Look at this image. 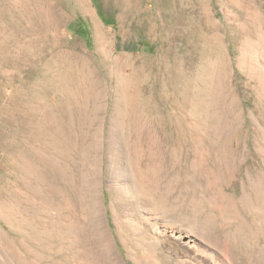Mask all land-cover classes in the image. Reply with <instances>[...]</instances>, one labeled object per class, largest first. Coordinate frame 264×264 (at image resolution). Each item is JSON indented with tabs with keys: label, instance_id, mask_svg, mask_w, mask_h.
Wrapping results in <instances>:
<instances>
[{
	"label": "rangeland",
	"instance_id": "obj_1",
	"mask_svg": "<svg viewBox=\"0 0 264 264\" xmlns=\"http://www.w3.org/2000/svg\"><path fill=\"white\" fill-rule=\"evenodd\" d=\"M253 3L264 13V0H0V264H177L152 224L264 264ZM54 49L79 68L62 91L43 81Z\"/></svg>",
	"mask_w": 264,
	"mask_h": 264
},
{
	"label": "bare ground",
	"instance_id": "obj_2",
	"mask_svg": "<svg viewBox=\"0 0 264 264\" xmlns=\"http://www.w3.org/2000/svg\"><path fill=\"white\" fill-rule=\"evenodd\" d=\"M36 15H37L36 19L40 21V24L42 26V33L44 32L43 35L39 38V40H40L39 44H41L42 43L41 40H43L46 36V33H45L46 28L50 24L48 22L47 17L43 14V12L39 11V13H36ZM52 30L55 33L57 32V28H52ZM55 35H57V34H55ZM249 36H251V40H262V39H264V13L261 10V7L256 3L251 4V33L245 37L248 38ZM57 38L58 37L53 38V40L55 41L53 47L58 48L60 46V47L65 48L66 44H64L65 47H64V45L63 46L60 45L59 40H57ZM244 40H246V39H244ZM57 50L58 49H54V52L58 55V58H57L58 59L57 60L58 71H57L55 77L53 78V80H49L47 78L43 80L45 82V86L49 85L50 90L61 89L64 86V84L67 83L69 80L74 82V79L76 80V78L78 76V72H79V68L77 67V64H76V61L74 58V54L67 53L65 55V53L62 54V52H57ZM25 54L31 60H34V61L40 60L38 58V56L35 55L34 52L30 49H27V51H25ZM75 82L73 84H75ZM37 89H38L37 92H39V93L44 92L43 91L44 87H38ZM59 91H62V90H59ZM42 93H41V95H42ZM23 102H25V100ZM149 227H150V229H152V231L155 235L162 237L164 235L169 234L173 239H175V241H177L176 245L179 247V250H178V252H174V255L177 258L176 259L177 264H193L194 263V262H192V260L189 261L187 259L188 256L186 257L187 251H189V250L193 251L194 254L200 255L198 257H203V259L208 261L209 264H239L237 259L233 255L229 259H226L224 256V254H225L224 251L221 249L220 246H217V244H213V243L206 241V240L205 241L201 240L200 237H203L205 232H201V233L196 232V234H198V236H193L190 231L185 230L181 226L175 227L174 229L173 228L168 229L165 226L163 228H161V227L157 226L156 224H152ZM189 256H191V255H189ZM263 258H264V253H263ZM262 263H264V259H263Z\"/></svg>",
	"mask_w": 264,
	"mask_h": 264
},
{
	"label": "trees",
	"instance_id": "obj_3",
	"mask_svg": "<svg viewBox=\"0 0 264 264\" xmlns=\"http://www.w3.org/2000/svg\"><path fill=\"white\" fill-rule=\"evenodd\" d=\"M106 22V21H105ZM81 27V21L80 20H76L74 23H72L71 25H69V30L73 33L78 34L79 32V28Z\"/></svg>",
	"mask_w": 264,
	"mask_h": 264
}]
</instances>
